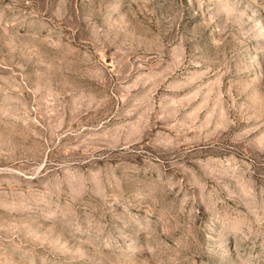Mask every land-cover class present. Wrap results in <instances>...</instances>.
<instances>
[{"label":"rangeland","instance_id":"1","mask_svg":"<svg viewBox=\"0 0 264 264\" xmlns=\"http://www.w3.org/2000/svg\"><path fill=\"white\" fill-rule=\"evenodd\" d=\"M0 264H264V0H0Z\"/></svg>","mask_w":264,"mask_h":264}]
</instances>
